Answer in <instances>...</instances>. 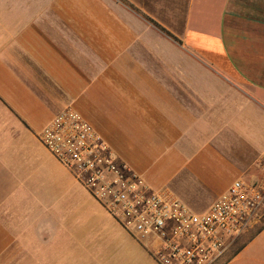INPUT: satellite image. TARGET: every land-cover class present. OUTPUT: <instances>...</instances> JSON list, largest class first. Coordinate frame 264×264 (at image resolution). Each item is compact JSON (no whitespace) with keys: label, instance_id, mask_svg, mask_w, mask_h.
Segmentation results:
<instances>
[{"label":"crops","instance_id":"1","mask_svg":"<svg viewBox=\"0 0 264 264\" xmlns=\"http://www.w3.org/2000/svg\"><path fill=\"white\" fill-rule=\"evenodd\" d=\"M66 109L205 214L261 175L264 0H0V264H157L41 143ZM75 214L108 239L67 250ZM219 264H264V218Z\"/></svg>","mask_w":264,"mask_h":264},{"label":"built area","instance_id":"2","mask_svg":"<svg viewBox=\"0 0 264 264\" xmlns=\"http://www.w3.org/2000/svg\"><path fill=\"white\" fill-rule=\"evenodd\" d=\"M39 138L157 264H219L263 226L264 154L259 177L237 180L208 212L196 214L180 200L153 191L72 109L58 114Z\"/></svg>","mask_w":264,"mask_h":264},{"label":"rangeland","instance_id":"3","mask_svg":"<svg viewBox=\"0 0 264 264\" xmlns=\"http://www.w3.org/2000/svg\"><path fill=\"white\" fill-rule=\"evenodd\" d=\"M81 187H79L78 189H80ZM81 190V193L84 195V196H86V193H85V191L83 190V189H80ZM92 204H94L96 207H97V209L100 211V213L103 215V216H105L106 217V222L107 223H109V222H111V223H113V224H115L118 228H120L118 225H117V223L112 219V217H109L108 215H107V213H105L106 211L104 210V209H101L98 205H97V203L95 202V201H92ZM96 207H95V209H96ZM75 209H77V208H75ZM75 211V210H74ZM75 216H77L78 218H79V220L81 221V218H80V216H79V214H75ZM72 221V220H71ZM80 221H78V220H74V221H72L71 223H72V225H73V227L70 229V232H68V236H69V240H71V243H70V245H71V248H67V250H73V251H76V250H78V249H80L81 248V246H82V244L80 243L81 242V240H83V239H85V238H89V236H90V238H96L98 241H100V240H104V241H106L105 239H108L106 236H105V234H103L102 232H100V231H98V229L96 230V231H94V230H91V231H88V230H86V236L85 237H83V238H81V232H80V228H81V226L83 225V226H86V229H88V228H92V227H96L95 225H96V223L95 224H93L92 223V221L90 220V218L87 216V215H85V216H82V221L80 222ZM88 224H90V225H92L91 227H89L88 226ZM78 225V226H77ZM254 233V231L253 232H250L249 234H247L245 237H243L240 241H239V243H241V242H243V241H245L246 239H247V237L249 236V235H251V234H253ZM75 239V240H74ZM81 239V240H80ZM100 239V240H99ZM110 239V238H109ZM75 242V243H74ZM239 243L236 245V246H234L233 248H232V250L230 251V253L228 254V255H231L232 253H233V251L239 246ZM100 245H101V247L103 248L102 250L104 251V252H106V250L107 251H109L110 249H112V248H110L109 246H108V244H103V243H100ZM75 249V250H74ZM117 250L118 251H120V252H115V254L118 256V257H122V255H124V253H122V249L121 248H117ZM73 254H71L70 256H67V257H69V258H66V259H64V257L65 256H62L61 257V259H60V263H52V262H36V261H34V262H32V263H25V264H89V262H85V261H81V262H77L78 260L77 259H74L73 258V256H72ZM81 257L80 258H82L84 255L82 254H79ZM44 256V255H43ZM35 259V258H34ZM108 261V260H107Z\"/></svg>","mask_w":264,"mask_h":264}]
</instances>
